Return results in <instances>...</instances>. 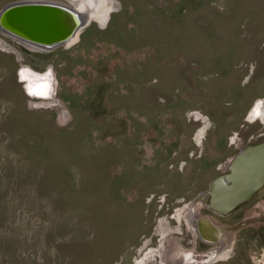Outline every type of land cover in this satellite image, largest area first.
Here are the masks:
<instances>
[{"label":"rangeland","instance_id":"374dc122","mask_svg":"<svg viewBox=\"0 0 264 264\" xmlns=\"http://www.w3.org/2000/svg\"><path fill=\"white\" fill-rule=\"evenodd\" d=\"M110 1L70 46L0 32V264H137L161 243L148 264L196 261L212 246L184 219L211 212L191 202L264 141V0ZM30 66L54 70L56 102L26 90ZM237 213L217 221L264 217L262 195ZM260 226L207 264H264Z\"/></svg>","mask_w":264,"mask_h":264},{"label":"water","instance_id":"95a60500","mask_svg":"<svg viewBox=\"0 0 264 264\" xmlns=\"http://www.w3.org/2000/svg\"><path fill=\"white\" fill-rule=\"evenodd\" d=\"M88 15L63 1L14 0L0 10V29L42 50L72 41L88 25ZM264 186V141L234 155L229 172L212 180L200 198L220 214H228Z\"/></svg>","mask_w":264,"mask_h":264},{"label":"flooded vegetation","instance_id":"af4514ba","mask_svg":"<svg viewBox=\"0 0 264 264\" xmlns=\"http://www.w3.org/2000/svg\"><path fill=\"white\" fill-rule=\"evenodd\" d=\"M12 1H14V0H12ZM57 1H63V2L68 3L67 0H57ZM111 19H112V16L110 17V19L108 21H96V20H94L92 22L89 21L88 25L86 27H84L83 30L80 32V38H79V40L80 41L82 40V35L85 33V31L88 30V28L90 27V25L93 22L97 23L99 26H104V28H106L107 26L105 27V25H107L108 22ZM0 32L4 36H7L10 39L14 40L15 42H18L19 44L23 45L16 38H13V35L8 34V33L4 32V31H2L1 29H0ZM23 46H25V45H23ZM59 47H61V46H59ZM26 48H28V47H26ZM28 49H30V48H28ZM37 51H39V50H37ZM24 70H25L24 67H22L20 69L19 75H20V78L23 79L21 81L24 82L25 85H26L27 83H30L28 81L29 80V74L27 72H25ZM36 71H38V70L36 69ZM38 72H40V73H42V72L43 73L49 72L51 75H53L54 78H56V75L54 73V70L51 67L50 68H47L45 71H38ZM56 80H57V78H56ZM48 83H50V79H49V82ZM55 93H56L55 94V96H56L57 95V88H56V92ZM45 95H49V93L47 92V94H45ZM35 97H37V98L45 101L46 104H47V102L52 101L50 99H44V97H42V96H35ZM263 100H264V98H257L255 100V103H254V105H253V107H252V109L250 111L251 116L253 115V111L255 110V107H257V104L258 103H260L261 105L264 104L263 102H260V101H263ZM253 117H255V116H253ZM193 118H194L195 121H200L203 124V127L200 128L201 132H199L198 133V136H197L199 138V141H201L203 139V136H202L201 133L203 131H205V128L206 127L204 126V122L206 120L204 119V116L200 112H195L194 115H193ZM255 119L260 120L261 122L264 123V117H262L260 115H256ZM246 147H244V148H246ZM244 148H242V149H244ZM232 159H231V161H232ZM231 161H229L227 164H225L223 166V169H224L223 173L224 172L225 173L229 172V166L228 165L230 164ZM210 185L208 186V188H206L205 190H202L199 194H197L194 197V200L191 203H193V202H196L197 203V201L204 202L206 207H203V208L205 210L206 209L209 210L211 212V214H209V213L208 214L207 213H203V214H200L199 216H197L196 218H194V214H193V210L194 209H193V210H190V212L191 211L192 212L191 213L189 212L190 214L187 215V221H188V223L186 222L185 219H184V221H185V223L187 225L189 224L191 226V228L193 229V231L198 234V236L201 238V240L204 243L212 246L211 247V250L205 252L204 253V256L202 258L200 257L196 261L195 260L192 261L188 257V255L187 256H183V257L180 256V254H181L180 252L182 250L181 251H178L177 253L179 255H177V254H175V255H177L176 257L180 256V258L178 259L179 264H204V263L207 264V262L212 261L213 259L215 260L214 263H217L218 261L223 260L222 257H224L225 254H227L228 252H232V251L235 252L236 246L238 245L237 241L240 240L241 235L243 234V232L245 230H248V229L249 230H252V227H254V228L257 227L258 228V225H262V226H260V228H263L264 229V217H261V216L258 217L257 215L252 216L251 219L248 218V215H245V216L240 215V217H236V220H234V222H232V224H230V225L225 224V223H219L220 221H217V219L227 218V217H229V216H231V215H233L234 213H237V212L240 213V214H243V210H245L246 206L248 205L249 200L246 201L245 203L239 205L235 210H233L232 212H230L228 214H220V213L214 211L213 209H211L208 206V203L205 200H203V199L200 198V196L206 190L209 189ZM258 194H261L262 195V201H264V186L261 189H259L251 197V199L253 197L257 196ZM191 207L194 208V204H191ZM224 225H226V226H224ZM261 231L259 233L260 235L262 233ZM234 239H235V241H234ZM261 240H262V242L264 241L263 239H261ZM262 242H259L260 246L257 245V248H258L259 252H263L264 251V243H262ZM163 247H164L163 246V243H161L160 244V247H158L153 252H151L152 255H151V253H149L150 255H147L143 259L137 261V264H148V260L151 261L150 260L151 256L153 257L152 258L153 261H154V256H158L157 258H162L163 256H165L164 253H163V251H164L163 250ZM218 254H221V255L218 256ZM226 258H224V259H226ZM163 259H164V257H163Z\"/></svg>","mask_w":264,"mask_h":264},{"label":"bare ground","instance_id":"6f19581e","mask_svg":"<svg viewBox=\"0 0 264 264\" xmlns=\"http://www.w3.org/2000/svg\"><path fill=\"white\" fill-rule=\"evenodd\" d=\"M69 4L72 6L78 8L79 10L86 12L88 15L87 21H108L111 17V14L114 10V5L111 4L110 0H67ZM116 4V2H115ZM81 32V31H80ZM80 32L77 33V35L72 39L71 42L65 44V45H73L76 43L80 38ZM13 38H16L18 41H20L23 45L26 47L32 49V50H42L38 46H35L23 39H20L18 37L13 36ZM24 71L29 74V82L25 85L26 90L29 92V94L33 97L35 96H42L44 99H50L52 101H57L55 97V90L57 88V80L53 77L49 72L47 73H40L36 71L35 69L30 67H24ZM50 79V83L49 82ZM23 80V79H21ZM49 93V95H45ZM264 103L263 101H260ZM47 104H50V101L47 102ZM256 115H260L264 117V104H257V107H255V110L253 111V116L256 117ZM253 117V118H255ZM229 166V165H228Z\"/></svg>","mask_w":264,"mask_h":264}]
</instances>
